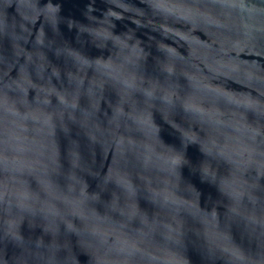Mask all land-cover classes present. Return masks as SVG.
Here are the masks:
<instances>
[{
	"label": "water",
	"instance_id": "water-1",
	"mask_svg": "<svg viewBox=\"0 0 264 264\" xmlns=\"http://www.w3.org/2000/svg\"><path fill=\"white\" fill-rule=\"evenodd\" d=\"M0 264H264V0H0Z\"/></svg>",
	"mask_w": 264,
	"mask_h": 264
}]
</instances>
